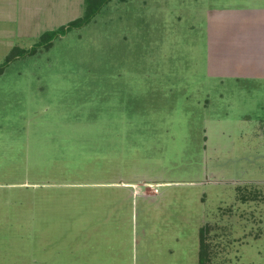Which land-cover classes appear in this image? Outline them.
<instances>
[{
	"label": "rangeland",
	"instance_id": "rangeland-1",
	"mask_svg": "<svg viewBox=\"0 0 264 264\" xmlns=\"http://www.w3.org/2000/svg\"><path fill=\"white\" fill-rule=\"evenodd\" d=\"M41 34L0 73V264H199L201 229L206 264H264V0Z\"/></svg>",
	"mask_w": 264,
	"mask_h": 264
},
{
	"label": "crops",
	"instance_id": "crops-1",
	"mask_svg": "<svg viewBox=\"0 0 264 264\" xmlns=\"http://www.w3.org/2000/svg\"><path fill=\"white\" fill-rule=\"evenodd\" d=\"M83 2L84 0H0V54L5 58L16 47L14 43L19 34L28 35L30 29L42 33L54 30L61 18L74 19L80 16Z\"/></svg>",
	"mask_w": 264,
	"mask_h": 264
},
{
	"label": "trees",
	"instance_id": "trees-1",
	"mask_svg": "<svg viewBox=\"0 0 264 264\" xmlns=\"http://www.w3.org/2000/svg\"><path fill=\"white\" fill-rule=\"evenodd\" d=\"M106 0H85V9L81 16L76 17L75 19L69 21L67 24L62 25L54 30L45 31L40 35V40L37 43V47L44 46L49 47L51 45L52 39L63 35L72 28L81 27L86 24L94 14L102 7ZM36 48L32 46L29 50H23L18 48H13L8 55L5 57V60L0 64V73L3 71L4 66L9 63L15 57L23 55L26 53H34ZM200 244H199V264H206L207 261V244L205 242L204 232H200Z\"/></svg>",
	"mask_w": 264,
	"mask_h": 264
}]
</instances>
